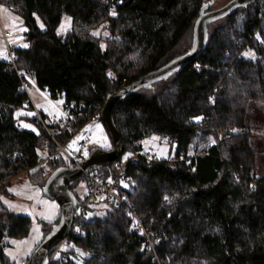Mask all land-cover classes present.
<instances>
[{
	"label": "trees",
	"instance_id": "16d2710c",
	"mask_svg": "<svg viewBox=\"0 0 264 264\" xmlns=\"http://www.w3.org/2000/svg\"><path fill=\"white\" fill-rule=\"evenodd\" d=\"M203 4L0 0L23 21V45H28H13L15 66L0 58V192L6 193L9 180L23 171L67 166L38 116L15 117L18 108L32 107L18 72L80 108L76 122L60 127L56 141L62 145L95 115L101 120L108 94L191 49ZM64 14L71 25L62 36L56 28ZM240 14L245 15L237 22ZM224 17L195 60L112 107L125 151L138 154L123 163L126 181L118 191L147 235L137 233L126 208L97 200L69 236L71 246L49 264H264V172L250 125L252 103L264 106V0L238 6ZM102 21L110 35L104 46L89 32ZM188 33L190 46L173 52ZM246 50L255 59L245 57ZM19 120L35 122L38 131L21 127ZM152 134L175 144L174 160L169 153L152 161L139 154ZM44 147L55 157L39 165ZM120 161L97 169L100 178L115 174ZM80 178L68 186L76 200ZM99 203L106 207L102 216L93 214ZM59 219L39 221L44 237ZM29 227V216L11 211L0 199V264H14L3 253L4 239L24 237Z\"/></svg>",
	"mask_w": 264,
	"mask_h": 264
},
{
	"label": "rangeland",
	"instance_id": "374dc122",
	"mask_svg": "<svg viewBox=\"0 0 264 264\" xmlns=\"http://www.w3.org/2000/svg\"><path fill=\"white\" fill-rule=\"evenodd\" d=\"M213 2L210 9H215L223 6L229 0H204V4H208L209 2ZM243 7V6H239ZM7 11H4V10ZM206 11V9L204 10ZM245 15V14H244ZM240 14L237 16V22L244 16ZM0 20L3 24V29L9 30L11 32V37H9L12 45H23L24 44V32L26 31V27L23 24V21L15 15V12L12 10L0 6ZM226 21L225 17L218 18L209 22L207 25V32L208 34L214 32L215 29L219 28ZM43 25L41 21L38 20V25ZM66 25L63 31H59L61 25ZM71 25V17L67 14H64L62 20L60 21L59 25L56 28V32L58 35H65L66 32L70 29ZM41 27V26H40ZM42 28V27H41ZM89 32L94 35L96 38L101 40V45L104 46L106 44L105 39L109 38V29L106 21H102L98 23L96 26L91 28ZM233 35V34H232ZM193 40V39H192ZM191 43V35H188L183 39L180 46L175 48L173 52L182 51L186 47L190 46ZM0 58L4 59L7 55V51L5 49L4 41L1 35V28H0ZM246 53H251L252 55H245ZM244 55L247 58L255 59V54L251 50L244 51ZM29 92L35 103L36 108L41 112L44 116L46 121H50V119L57 113L56 109L49 108L50 101L41 93L39 92L38 88L33 85L29 86ZM252 107V115L253 119L250 120L252 134V143L257 148V153L261 158V168L260 170L264 172V106L262 103L255 101L251 105ZM28 113H32L33 115H28ZM16 118H26V115L30 118L36 117L37 114L33 107H26V108H18L14 113ZM21 127L29 129L31 131L37 132L38 127L37 124L29 123L24 120H19ZM24 125H30V127H25ZM99 125L97 128L96 126ZM91 126V127H89ZM83 135V139L79 141L86 142L85 152L87 155L91 149L94 148H102V149H110L111 142L110 139L104 129L102 121L99 119H91L90 121L86 122L85 125L73 135L66 142V150L74 153L76 144L73 148H69L68 145L77 137ZM155 138V139H153ZM78 142V141H77ZM65 143V142H64ZM63 143V144H64ZM107 145L105 147L104 145ZM143 150L148 151L151 154L156 155L158 158H166L168 153L170 157L175 154L176 146L175 144L170 145L168 139L166 137H159L156 134H152L149 137L145 138L142 141ZM193 148V146H192ZM57 150H59L57 148ZM84 156L87 157V155ZM192 152V151H191ZM48 154V150L46 147L39 150V155L41 157H46ZM131 153L125 151L121 156V160H125ZM135 154V153H132ZM192 154V153H191ZM58 155L63 158L66 162V156L63 152L58 151ZM44 171L41 173H34L33 170H29L26 172H21L20 174L12 177L9 180V185L6 187V193L0 192V199L2 203L8 207L11 211L27 215L30 217V227L29 232L24 237L19 238H9L6 237L4 239V247L3 253L6 257L9 258L11 262L14 264H25L27 259L33 252L34 248L40 243V241L44 237V231L41 229L40 220H49L41 216L40 213H44L45 216L50 215L53 220L54 218L60 216V208L58 204L54 200H50L45 197L41 191V186L43 184V178L48 177L53 170H49V168L44 167ZM44 173V174H43ZM30 174V176H29ZM84 185H75L74 190H79L80 194L84 192ZM11 190V191H10ZM7 201V203H5ZM46 202V203H45ZM55 205V207H51ZM95 210L93 214L102 216L105 211V206L102 203H99L97 206L94 207ZM27 209V211H24ZM38 229V230H36ZM16 242V243H14ZM25 242V243H19ZM81 255H84L81 253ZM15 256L16 259L12 257Z\"/></svg>",
	"mask_w": 264,
	"mask_h": 264
},
{
	"label": "water",
	"instance_id": "95a60500",
	"mask_svg": "<svg viewBox=\"0 0 264 264\" xmlns=\"http://www.w3.org/2000/svg\"><path fill=\"white\" fill-rule=\"evenodd\" d=\"M253 0H229L219 8L210 9L212 1L203 4L199 16L194 25L192 47L187 52L173 58L166 64L151 70L132 82L121 86L119 89L107 95L100 110V119L110 139L111 148L91 149L78 167L61 166L54 169L46 178L41 187L45 197L54 200L60 207L59 222L52 226L51 231L40 241L31 253L26 264H47L49 254L57 244L69 235L72 224L75 220V209L77 201L71 190L68 188L75 180L80 178L84 172L97 170L108 166L110 162L120 158L125 151L120 132L112 119V107L123 97L131 94L141 87H150L155 81L165 79L177 70H180L191 61L195 60L206 46L209 22L221 18L238 6H246ZM206 9V11H204ZM8 235V232H5Z\"/></svg>",
	"mask_w": 264,
	"mask_h": 264
},
{
	"label": "built area",
	"instance_id": "2783aa9c",
	"mask_svg": "<svg viewBox=\"0 0 264 264\" xmlns=\"http://www.w3.org/2000/svg\"><path fill=\"white\" fill-rule=\"evenodd\" d=\"M0 28H1V35L4 41L5 49L7 51V55L5 56V59L11 62L13 66H15L14 64L15 56L12 50L13 45L9 39V37H11V32L9 30L3 29V24L1 20H0ZM18 75L23 76L22 78H20L21 89L25 91V93L28 95L29 103L34 108L39 120L41 121V124L44 130L47 132L50 139L56 143L59 149L58 151H61L65 154L67 167L80 166V162L85 158L84 152L86 148V142L83 140L78 141L76 143V148H75L74 153H71L66 150L65 145L67 141L62 145L56 141V136L57 134H59L60 127H63V126L69 127L71 123L76 122L78 118L81 116L80 111H79L80 108L76 110L75 104H70V105L66 104L61 94H57L56 97H53L52 95H50V92L47 87L45 86L38 87L32 77L28 75H23L20 72H18ZM30 85H33L36 88H38L39 92H41L50 101V104L48 105L49 108H53L57 110V113L50 119V121H46V119L41 114V112L36 108L35 103L33 102V99L29 92ZM93 119H97V115H95ZM139 154L148 161H152L158 158L156 155L151 154L150 152L144 151V150L140 152ZM135 155H138V154L131 153L127 158H125V160L122 159L117 164V171L115 172V174L109 175L105 178H100L99 173L96 170L83 173V175L80 178L81 179L80 182L82 185H84L85 189H84V192L81 194L80 199L76 200L77 206L74 211L75 220L72 224L69 235L65 237L64 239H62L51 252V255L48 258L47 264H49L50 261L53 260V258L60 257L59 256L60 250L69 248L71 246L69 236L71 234L76 233L77 227L89 215L88 214L89 208L97 200L107 199L114 206H117V207L122 206L123 208H126L128 214L134 220V229L137 231V233H144L145 235H147L143 227L141 218L137 216L136 210L133 208L132 204L128 202L126 196L118 191V186H123L122 184H124L126 181V178L121 175V167L124 162H126L128 159L135 157ZM54 157H55V154H50V153H48L46 157L40 156L38 164L45 165V162L47 159L54 158ZM172 157H170L169 160L171 161L174 160ZM180 157L183 159V156H180ZM148 245L149 247H152L153 245L152 241L149 239H148Z\"/></svg>",
	"mask_w": 264,
	"mask_h": 264
},
{
	"label": "snow or ice",
	"instance_id": "6c2138e0",
	"mask_svg": "<svg viewBox=\"0 0 264 264\" xmlns=\"http://www.w3.org/2000/svg\"><path fill=\"white\" fill-rule=\"evenodd\" d=\"M4 11H7L6 9L4 10ZM115 13H113V15H114ZM42 28H43V25L41 24L40 25ZM65 27H66V25H64V24H62L61 25V28L59 29V31H63L64 29H65ZM93 35H96V33H93ZM24 47H27L28 45H23ZM0 55H2V53H0ZM245 55H249V56H251L252 54L251 53H246ZM109 75H111V74H109ZM28 115H33L32 113H28ZM194 119H196V120H199V119H201L200 117H195ZM25 127H30V125H24ZM89 127H91V126H89ZM97 128L99 127V125H97L96 126ZM233 131H235V129H233ZM84 137H83V135H80V136H77L69 145H68V147L71 149V148H73V146L77 143V141H79V140H81V139H83ZM153 139H155V138H153ZM213 143H215V141L213 140L212 141ZM105 147H107V145L105 144L104 145ZM85 155H87V152H85ZM33 171H35V170H33ZM11 191V190H10ZM5 203H7V201L5 202ZM46 203V202H45ZM51 207H55V205H52ZM24 211H27V209H24ZM40 215L41 216H44V218H46V219H51L52 217L50 216V215H47V216H45V214L44 213H40ZM36 230H38V229H36ZM14 243H16V242H14ZM19 243H25V242H19ZM13 259H16V257L15 256H13L12 257Z\"/></svg>",
	"mask_w": 264,
	"mask_h": 264
}]
</instances>
